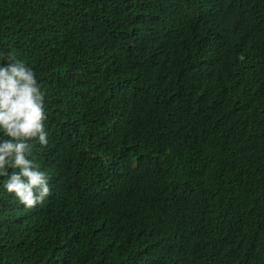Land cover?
<instances>
[{
	"label": "trees",
	"instance_id": "1",
	"mask_svg": "<svg viewBox=\"0 0 264 264\" xmlns=\"http://www.w3.org/2000/svg\"><path fill=\"white\" fill-rule=\"evenodd\" d=\"M10 60L53 187H0V264H264V0H0Z\"/></svg>",
	"mask_w": 264,
	"mask_h": 264
},
{
	"label": "clouds",
	"instance_id": "2",
	"mask_svg": "<svg viewBox=\"0 0 264 264\" xmlns=\"http://www.w3.org/2000/svg\"><path fill=\"white\" fill-rule=\"evenodd\" d=\"M40 85L23 60L0 62V187L25 207L43 202L53 187L51 172L33 151L34 142L48 144Z\"/></svg>",
	"mask_w": 264,
	"mask_h": 264
}]
</instances>
